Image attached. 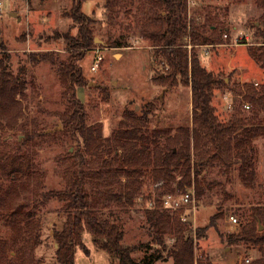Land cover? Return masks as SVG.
Here are the masks:
<instances>
[{
    "label": "rangeland",
    "instance_id": "rangeland-1",
    "mask_svg": "<svg viewBox=\"0 0 264 264\" xmlns=\"http://www.w3.org/2000/svg\"><path fill=\"white\" fill-rule=\"evenodd\" d=\"M74 1L0 0V43L3 45L0 61L8 68L12 78L17 79L22 90L16 98L21 113L10 120L14 126L10 127L9 122L0 120L3 124H0V178L9 185L10 180H7L5 171L9 172L12 166L20 171L17 179L21 186L19 198L25 203L30 202L28 209L32 212L34 223L41 226L42 243L36 250V257L41 264H57L53 231L64 228L67 216L63 204L58 201L45 204L40 193L65 188L68 152L74 151L80 143L65 130L60 120L66 108L64 80L50 62L34 61L33 56L40 59L42 54L51 52L60 61H65L73 54L74 49H69L62 35L78 34V26L66 14ZM258 4L259 0H195L191 5L187 3L189 21L195 17L203 21L211 17L220 27H228V37L223 36L222 43L198 45L197 51L201 64L214 75L226 78L232 86L246 83L256 84L257 87L264 85V70L249 54L250 44H254L252 25L262 13ZM137 7L138 4L128 2L121 4L110 19L105 0H83L82 11L96 21L92 27L99 41L110 37L122 45H131L93 46L89 50H81L84 55L78 64L86 85L77 88V98L84 104L88 122L101 123L106 137H111L119 127L125 111L141 114L146 106L154 109L149 123L144 126L146 131L168 129L176 133L182 126L193 128L191 84L180 83L169 89L153 81L155 75L164 71V66L160 58L156 57L158 52L150 45L152 43L140 36L144 25L139 20ZM192 46L189 42L188 48ZM235 93L227 87L214 91L213 105L221 122H229L234 115H239L238 112L243 113V118L250 114L244 97ZM52 129L61 133L54 139L42 136ZM27 134H35L36 138L28 145H19ZM250 145L254 149V188L246 187L239 178L241 159L233 156L234 164L230 166L205 159L198 178L206 177L212 185L211 189L198 201L196 212L186 214L185 210L178 211L187 216V221L196 230L208 226L210 217L219 209L223 210L224 217L218 222L217 228L208 227L203 238L195 234L198 256L206 253L211 264H247L245 259L251 263L261 256L258 247L229 243L226 237H221V234L226 236L239 232L243 224L251 219V206L264 204V134L252 140ZM118 152L122 153V150ZM201 155L195 151L192 153L193 175L190 187L186 185L185 189H196L197 166L201 168L203 162ZM164 187L162 183L161 186L155 185L146 177L133 205L121 207L112 203L102 211L105 216L113 213L114 220L124 231L125 245H140L150 240L147 214L153 208L152 202L155 203L154 207L160 206L157 199H161L159 191H165ZM180 191L176 182L171 186V191L165 192L180 195ZM230 217H236L238 223L232 224ZM82 238L87 252L82 247L76 248V264H112L108 252L97 247L89 231H83ZM166 238L170 246L174 244L172 236L167 235ZM144 254L143 250L137 252L135 257L141 259ZM156 264H173V260L168 258Z\"/></svg>",
    "mask_w": 264,
    "mask_h": 264
},
{
    "label": "trees",
    "instance_id": "trees-1",
    "mask_svg": "<svg viewBox=\"0 0 264 264\" xmlns=\"http://www.w3.org/2000/svg\"><path fill=\"white\" fill-rule=\"evenodd\" d=\"M105 1L110 10V19L121 4H138L139 20L144 25L140 36L152 43L150 45L158 52L156 57L160 58L164 66V71L155 75L153 81L169 89L180 83L191 84L193 128L182 126L176 133L168 129L146 131L144 126L149 123L154 111L147 106L141 114L125 111L124 118L111 137L104 135L101 123L88 122L84 104L77 98V88L86 85L78 64L84 55L81 50H89L93 46L131 45H122L110 37L98 44L92 27L96 21L82 11L83 0H75L66 14L78 26V34L62 35L69 49H74L73 54L65 61H60L51 52L42 54L40 59L33 56L34 61L50 62L64 80L66 108L60 120L65 130L80 143L74 151L68 152L65 188L40 193L45 204L51 201L63 204L67 216L64 228L53 231L57 264H76L77 247L87 252L82 238L85 230L94 236L97 247L108 252L112 264H156L168 258L173 260V264H211L206 253L198 256L195 234L203 238L208 227L217 228L218 222L224 217L223 210L219 209L210 217L208 226L194 230L191 222L182 220L181 213L162 207V197L172 193L165 191H171V186L176 182L180 194L188 190L193 175V151L201 153L203 161L202 167L198 168L199 165L196 170L197 204L212 187L206 177L198 178L205 159L224 166L234 164L233 156L241 159L239 178L246 187L256 186L252 158L254 149L250 143L264 134V85L257 87L256 84L246 83L232 86L226 78L214 75L201 64L198 45L222 43L223 36L228 37L229 29L215 24L211 17H206L205 21L199 17L189 21L187 0ZM258 6L262 13L252 25L254 44H250L249 54L264 70V0H259ZM189 42L193 45L191 48H188ZM7 69L1 60L0 120L9 122L10 127H13L10 120L21 113L16 98L22 90L17 79H13ZM221 87L242 95L246 105H249L250 114L243 118V113L238 112L239 115H234L229 122H221L213 105L214 91ZM60 133L48 130L42 136L54 139ZM35 138V134H27L19 145H28ZM118 150H122V153ZM19 172L15 166L9 172L5 171L7 180H10L9 185L0 178V264H41L36 257V250L42 243L41 226L34 223L32 212L28 209L30 202L25 203L19 198ZM146 177L155 185L161 186L162 183L165 191H159L161 199L156 198L160 206L150 208L147 214L150 240L145 244L128 246L123 242L124 231L114 220L113 213L105 216L102 211L112 203L121 207L133 205ZM178 178L181 179L178 181ZM186 185L189 187L185 189ZM250 218L239 232L226 236L221 234V237H226L229 243L258 247L261 256L247 264H264V204L252 205ZM167 235L175 240L171 246L167 243ZM143 250L144 256L137 259L135 254Z\"/></svg>",
    "mask_w": 264,
    "mask_h": 264
},
{
    "label": "built area",
    "instance_id": "built-area-1",
    "mask_svg": "<svg viewBox=\"0 0 264 264\" xmlns=\"http://www.w3.org/2000/svg\"><path fill=\"white\" fill-rule=\"evenodd\" d=\"M188 5H191L195 3V0H187ZM97 51H99V48H97ZM246 108H249V105H245ZM153 204L151 207L154 208L155 203L152 202ZM162 207L171 209L173 211H179V210H185L186 214H189L190 212L194 213L196 212L198 208L197 200L195 197V189L194 187L188 189L185 193L176 195V194H169L166 195L163 198L162 201ZM182 220L186 221L187 216L182 213L181 215ZM230 222L232 224H237L238 219L236 217H230ZM245 262L249 263V259H245Z\"/></svg>",
    "mask_w": 264,
    "mask_h": 264
},
{
    "label": "water",
    "instance_id": "water-1",
    "mask_svg": "<svg viewBox=\"0 0 264 264\" xmlns=\"http://www.w3.org/2000/svg\"><path fill=\"white\" fill-rule=\"evenodd\" d=\"M11 15L14 16V17L17 16L16 13H11ZM0 41H1V37H0ZM96 42H97V43H98V42H99V43H102V41H99V39H96ZM93 84H94V83H91L90 85H93ZM50 131H55V130L52 129V130H49V132H50ZM261 229H262V227H261Z\"/></svg>",
    "mask_w": 264,
    "mask_h": 264
}]
</instances>
